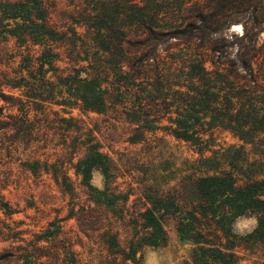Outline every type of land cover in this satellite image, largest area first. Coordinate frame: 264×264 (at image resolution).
Returning <instances> with one entry per match:
<instances>
[{
    "label": "trees",
    "instance_id": "1",
    "mask_svg": "<svg viewBox=\"0 0 264 264\" xmlns=\"http://www.w3.org/2000/svg\"><path fill=\"white\" fill-rule=\"evenodd\" d=\"M250 1L212 0L211 6L191 10L186 23L168 30L147 5L98 0L93 13L71 18L74 28H83L85 33L73 29L70 38L57 30L51 6L44 0H0V38L26 47L13 76L4 74V86L20 95L0 91L5 104L0 107V132L30 139L35 129L30 114L39 103L98 115L119 103L122 115L137 126L135 131H159L155 126L167 121V135L197 147L199 153L209 151L202 145L211 131L229 132L242 143L214 152L212 157H201L197 169L183 177L177 188L166 192L153 186L144 188L149 204L142 215V227L147 230L144 237L130 240L125 248L114 237L110 241L116 254L124 256L122 264H139L137 254L144 247L164 246L171 221L180 241L192 246L185 264H238L236 249L264 247V81L254 68L264 0L256 6ZM236 24L242 25L243 34L229 42L224 32ZM81 35H89L90 43L80 40ZM76 41L86 56L75 60ZM171 41L186 47L189 59L181 64L188 72L187 84L179 81L183 77L177 68L180 63H167L159 54L171 49H161ZM67 43L74 46L67 63L71 67L60 72L59 50ZM235 47L237 57L229 59ZM207 62L212 69L206 68ZM81 145L86 149L73 169L81 177V186L92 191V174L99 172L108 182L117 166L100 152L99 144L88 141ZM245 146H252L253 154L262 158L250 160ZM46 163L40 175H52L63 192L71 193L68 172L59 176L46 169ZM38 166L37 160L32 163L33 176L39 175ZM97 201L102 199L98 196ZM0 210L12 214L1 187ZM241 217L253 218L256 224L238 239L232 227ZM77 221L80 227L91 229L87 222ZM60 234L61 228L50 223L36 242L13 247L10 256L23 264H60L59 252L68 253L65 241L55 250L39 245L56 244Z\"/></svg>",
    "mask_w": 264,
    "mask_h": 264
},
{
    "label": "rangeland",
    "instance_id": "2",
    "mask_svg": "<svg viewBox=\"0 0 264 264\" xmlns=\"http://www.w3.org/2000/svg\"><path fill=\"white\" fill-rule=\"evenodd\" d=\"M44 1L51 6L52 21L57 30L70 38L73 37V29L85 33L83 28H74L71 18L78 20L83 15L93 13L98 3V0ZM124 1L152 8L161 26L169 30L186 23L187 17L192 14L191 10L209 6L212 0ZM258 1L251 0L250 5L256 6ZM242 34V25L236 24L224 32V37L233 42V36L240 37ZM256 39L258 54L254 68L259 80L264 81V20ZM80 40L90 43L89 35H81ZM80 45L76 41V51L72 52L75 60L86 56L82 50L79 51ZM168 47H171L169 51L159 54L167 63H180L177 68H181L183 77L179 81L186 83L185 75L188 72L181 64L184 59H189L185 55L186 47L171 41L161 49ZM25 49V46L20 47L13 39L4 41L0 38V91L6 95H20L17 90L4 86L3 78L4 74L13 76L12 71L19 68L21 57L26 54ZM73 49L74 46L70 44L60 48L61 62L57 64L60 72L71 67L67 63ZM237 52L238 48H233L229 59H235ZM205 66L212 69L209 62ZM50 82L55 83L54 80ZM2 106L5 104L0 100ZM110 107L105 115H98L39 103L30 114L31 125L35 127L30 139H23L22 135L18 138L14 132H0V187L9 204V213H12L8 215L0 210V264H23L10 256L14 254L13 247L36 242L50 223L61 228L59 241L56 244L41 242L39 245H49L55 250V247L60 249L62 241H65L69 246L68 253L65 255L59 252L60 264H122L124 256L116 254L110 241L114 237L116 243L125 248L130 240L144 237L147 230L142 227V215L149 207L144 198V188L153 186L164 192L177 188L183 177L197 169L201 157L209 158L214 152L242 144L229 132L211 131L204 137L206 142L202 145L207 146L209 151L199 153L197 147L167 135V121L155 126L161 129L159 131H135L137 126L122 115L119 103ZM70 117L73 118L72 122L68 121ZM88 141L99 144L100 152L106 154L117 166L108 182L101 173L94 172L92 191L81 186V177L75 176L73 169L86 149L81 144ZM73 147L76 149L75 154L72 153ZM245 151L250 160L262 158L259 154H253L252 146H245ZM70 158L74 160L70 162ZM36 160L39 162L36 168L39 175L33 176L30 172L33 168L30 167ZM44 162L49 165L46 169L56 171L59 176L68 172L71 193L63 192L51 178L52 175H40L45 169ZM50 165L53 166L50 168ZM155 184L158 185L154 187ZM98 196L101 202L97 201ZM78 218L83 224L85 221L88 223L85 225H92L91 229L81 228ZM173 223L171 221L166 228L167 242L164 246L144 247L142 254H137L139 264H185L192 246L180 241ZM255 224L253 218H238L233 223L232 232L236 238H242L253 230ZM236 252L238 264H264V247L261 245H243Z\"/></svg>",
    "mask_w": 264,
    "mask_h": 264
}]
</instances>
